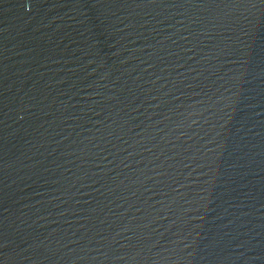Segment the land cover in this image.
<instances>
[{
	"label": "water",
	"instance_id": "water-1",
	"mask_svg": "<svg viewBox=\"0 0 264 264\" xmlns=\"http://www.w3.org/2000/svg\"><path fill=\"white\" fill-rule=\"evenodd\" d=\"M0 264H264V0H0Z\"/></svg>",
	"mask_w": 264,
	"mask_h": 264
}]
</instances>
